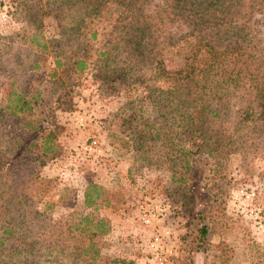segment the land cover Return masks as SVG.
<instances>
[{"label": "rangeland", "instance_id": "374dc122", "mask_svg": "<svg viewBox=\"0 0 264 264\" xmlns=\"http://www.w3.org/2000/svg\"><path fill=\"white\" fill-rule=\"evenodd\" d=\"M26 1L0 0V45L6 37L28 29V49L36 55L39 71L50 72L54 56L60 57L59 42L69 22L60 27L50 14H43L37 29L28 27L20 12ZM161 5V0H144L142 9L153 15ZM117 8L118 3L101 7L81 22L84 37L94 31L86 38L88 44L80 42L83 36L77 32L66 43L78 49L86 64L78 75L63 77L52 88L50 105L63 130L54 149L33 169L35 180L28 187L26 173L19 180L15 191L26 186L22 207L29 211L50 200L55 204L48 213L55 219L87 211L105 217L109 228L100 238L102 263L123 259L134 264H264V149L216 156L201 146L204 141L191 139L185 127L175 126L180 121L170 120L156 101L168 100L165 92L176 85L171 72L182 66L185 28L168 22L166 40L146 45L158 49L160 56L142 64L110 33V27L119 24L114 20L120 13ZM248 23L240 70L245 75L257 71L264 60V17L254 16ZM229 98L223 123L233 127L239 103L233 94ZM60 101L71 107H61ZM131 113L138 116L135 122H128ZM141 121L147 127L142 143L144 133L141 140L137 137ZM241 133L230 128L228 141L233 143ZM92 137L96 145L84 148ZM90 184L99 187L101 204L82 212L83 191ZM197 211L207 225L200 251L194 246L192 223Z\"/></svg>", "mask_w": 264, "mask_h": 264}, {"label": "trees", "instance_id": "16d2710c", "mask_svg": "<svg viewBox=\"0 0 264 264\" xmlns=\"http://www.w3.org/2000/svg\"><path fill=\"white\" fill-rule=\"evenodd\" d=\"M85 1L27 0V6L20 11L26 26L36 29L38 16L43 14H50L60 27L69 22L59 42L60 57L54 56L50 72L39 71L36 55L28 49V29L6 37L0 45V264H134L123 259L107 263L98 260L100 238L109 228L105 217L87 211L55 219L48 213L55 204L50 200L41 201L29 211L22 207L24 189L36 177L33 169L54 149L63 130L50 105L55 93L52 88L61 78L78 75L86 64L78 49L68 48L66 43H71L73 32H77V36H83L80 42L88 44L86 38L93 37L94 31L84 37L86 32L79 30L80 24L95 16L101 7L120 4V9H116L120 13L114 18L119 24H113L110 33L142 64L154 62L160 56L158 49L149 50L146 45L157 46L166 40L168 22L185 28L187 49L182 66L171 72L176 85L165 92L170 95L168 100L156 101L170 120L180 121L175 126L185 127L191 139L204 141L201 146L216 156L230 151L256 153L253 150L258 146L264 149V60L254 73L245 75L240 71L248 22L254 16L264 17V0H161L162 5L153 15L142 9L144 0ZM219 63L223 65L218 66ZM43 82L46 84L41 87ZM47 84L51 86L48 91ZM229 94L239 103L233 127L223 123L228 116ZM59 104L71 107L69 102ZM137 117L129 114L128 122H135ZM138 125L139 140L144 133L142 143L146 122ZM230 128L243 132L233 143L228 141ZM25 173L26 186L15 191ZM101 198L99 187L87 185L82 212L101 204ZM204 219L197 211L192 221L198 251L206 240ZM68 256L72 257L71 262L67 261Z\"/></svg>", "mask_w": 264, "mask_h": 264}, {"label": "built area", "instance_id": "2783aa9c", "mask_svg": "<svg viewBox=\"0 0 264 264\" xmlns=\"http://www.w3.org/2000/svg\"><path fill=\"white\" fill-rule=\"evenodd\" d=\"M78 123H79V125H83V118L82 117H79ZM86 140L88 141V144H87V147H84V148L90 149L91 147H94L96 145L95 137H92V138L86 139Z\"/></svg>", "mask_w": 264, "mask_h": 264}]
</instances>
